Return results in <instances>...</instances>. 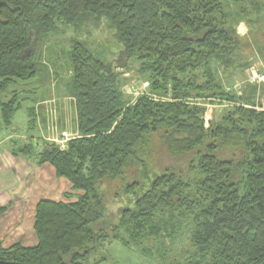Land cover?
<instances>
[{"label": "trees", "instance_id": "16d2710c", "mask_svg": "<svg viewBox=\"0 0 264 264\" xmlns=\"http://www.w3.org/2000/svg\"><path fill=\"white\" fill-rule=\"evenodd\" d=\"M230 1L246 14L248 0ZM100 14L119 35L121 58L133 63L127 70H138L151 95L132 102L115 65L82 42L73 45L66 92L79 138L66 151L13 144L54 166L80 196L73 203L41 202L39 244H0V264H90L107 239L131 248L175 238L185 218L195 253L180 264H264V110L225 88L251 66L243 60L239 19L225 0H0V92L38 76L32 48L60 25ZM13 97L0 101V134L21 110ZM209 105L221 106L222 114L207 128ZM116 181L119 215L105 189Z\"/></svg>", "mask_w": 264, "mask_h": 264}, {"label": "rangeland", "instance_id": "374dc122", "mask_svg": "<svg viewBox=\"0 0 264 264\" xmlns=\"http://www.w3.org/2000/svg\"><path fill=\"white\" fill-rule=\"evenodd\" d=\"M244 6L246 14L241 12L239 15L231 1L225 0L227 10L232 12L234 18L239 19L236 29L237 35L242 41L240 46L244 47L242 51L246 57L243 59L244 62L249 63L250 58L255 56L258 58V63H260V60L264 64V0H248V3L244 4ZM242 25L244 27V36L240 34V26ZM78 41L91 48L99 59L116 66L125 81L122 92L126 96L131 97L132 102L144 96L150 97V83L142 78L138 70H127L132 68L133 63L121 58L124 46L120 43L119 35L110 18L105 14H100L97 17H90L89 20L81 23H74L71 26L60 25L58 31L53 35H49L42 46L32 48L35 55L34 61L39 67L38 76L26 83L12 84L9 89L0 92V101L2 103H8L14 98L13 96H16L21 104V110L13 117L12 127L9 130H4L0 138L4 134L15 135V137L30 134L35 138L40 137L38 131H33L34 128L31 130L29 128L30 120L28 115L30 109H32V113L34 112L33 115L40 113V117L41 115L43 116L41 120L46 121L48 120L46 117L55 108L56 115L54 118L56 120L61 119L63 127L67 130L78 132L75 127V121H71L73 118L76 119L74 101L66 92V84L71 81L72 77V71H70L72 47ZM251 64L253 67L245 73V84L247 86H251L248 80L253 69L259 74H264L263 71L257 69V63L254 60ZM146 84L148 85L146 86ZM263 86L264 84H261L257 87L261 89ZM262 98L261 104L264 102V95ZM51 104L53 107H51ZM221 110V106L210 105L208 110L209 118H219L222 114ZM1 118L2 109L0 107V121ZM29 140L28 142H30ZM24 142H27V140L19 141L20 144H24ZM16 148H20V146L16 145ZM156 159L161 161V153ZM136 169L133 170L136 171ZM191 176L193 179L197 177L196 174ZM105 186L111 200L110 209H112L114 215H119L120 206H122L120 204L121 199H115V195L120 191L122 185L120 181H116L107 182ZM181 220L179 222L181 223L180 231L179 233L175 232V238H170L169 236L166 238L164 236L156 243L145 241L144 246L133 243V246L128 248L122 241L107 239L105 242L100 243L101 248L91 256L90 264H95L101 260L102 263L100 264H180L185 262L195 253L191 241L193 229L192 225L188 224L187 218ZM120 236L129 239L128 234L123 230L120 231Z\"/></svg>", "mask_w": 264, "mask_h": 264}, {"label": "crops", "instance_id": "0c3cea01", "mask_svg": "<svg viewBox=\"0 0 264 264\" xmlns=\"http://www.w3.org/2000/svg\"><path fill=\"white\" fill-rule=\"evenodd\" d=\"M240 34L244 36L243 33L240 32ZM253 60L257 63V69L264 72V64L260 60L258 63V58L255 56L248 61L250 68L253 67L251 64ZM250 68L237 73L231 81H225V88L227 91H235L239 97L244 95V103L257 105L260 108L264 86L261 89L255 86L257 88L255 94L247 92L250 87L245 84V73ZM223 72L220 66L218 75L221 76ZM236 86L240 89H236ZM209 106H207V114ZM28 116L30 130L34 128L33 131H38L40 137L25 135L30 142L39 143L37 147L39 151H42L46 146L42 138L47 135V120L42 121L43 116L40 117V113H36L35 122L31 119L30 113ZM13 136L4 134L0 138V211L3 210L0 213V244L4 249L17 245L29 248L39 244L35 222L36 211L41 202L73 203L80 196V192L72 187L69 180L57 176L54 166L49 163L40 164L37 157L32 158L18 153L13 142L20 141V138H12Z\"/></svg>", "mask_w": 264, "mask_h": 264}, {"label": "built area", "instance_id": "2783aa9c", "mask_svg": "<svg viewBox=\"0 0 264 264\" xmlns=\"http://www.w3.org/2000/svg\"><path fill=\"white\" fill-rule=\"evenodd\" d=\"M249 85H261L264 84V74H259L254 69L251 73V77L248 80ZM148 84H146L147 86ZM236 89H239L240 87L236 86ZM73 100V99H72ZM51 107L53 105L51 104ZM210 108V106H209ZM208 108V109H209ZM257 110H264V102L262 104L261 108H257ZM56 115V109L53 108L52 111L49 113V116L46 117L47 120V135L44 136L42 139L44 142L52 144L57 146L60 150L66 151L69 148V144L71 143V140L79 138V132H72L71 130H67L65 127H63V123L61 119L56 120L54 116ZM209 112L205 117V124L206 127L209 128V122L212 120V118H209ZM75 121V127L77 128V118L71 119V121ZM66 126V124H65ZM15 138V135L12 137ZM22 141L28 140L27 136L24 134V136L18 137ZM39 143H34L35 146H37Z\"/></svg>", "mask_w": 264, "mask_h": 264}]
</instances>
